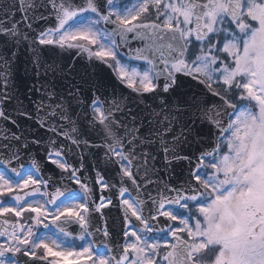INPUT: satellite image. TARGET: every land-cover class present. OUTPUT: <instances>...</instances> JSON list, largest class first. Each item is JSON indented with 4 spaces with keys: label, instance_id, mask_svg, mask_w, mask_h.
Segmentation results:
<instances>
[{
    "label": "snow or ice",
    "instance_id": "1",
    "mask_svg": "<svg viewBox=\"0 0 264 264\" xmlns=\"http://www.w3.org/2000/svg\"><path fill=\"white\" fill-rule=\"evenodd\" d=\"M50 18L53 27L30 35L36 21ZM0 45L5 67L26 45L37 75L34 45L76 50L145 105L133 111L115 85L108 97L99 83L88 97L70 93L77 119L62 102L44 103L53 92L45 90L37 104L41 129L81 152L103 147L102 162L116 170L118 182L93 165L89 184L83 164H70L55 139L44 145L39 135L0 128V198H9L0 199V217H15L0 221V264H264V0H0ZM8 75L0 72V120L19 128L5 110L13 100ZM197 86L182 103L170 102ZM197 123L211 125L215 139L193 162L177 149ZM89 133L102 143H92ZM157 144L166 165L187 160L189 172L184 185L165 184L153 195L148 173ZM33 146L44 147L43 161L31 156ZM43 163L67 177L59 184L45 178ZM111 209L120 214L121 240L112 239ZM73 225L78 233L69 231ZM65 238L83 243L75 250Z\"/></svg>",
    "mask_w": 264,
    "mask_h": 264
},
{
    "label": "water",
    "instance_id": "2",
    "mask_svg": "<svg viewBox=\"0 0 264 264\" xmlns=\"http://www.w3.org/2000/svg\"><path fill=\"white\" fill-rule=\"evenodd\" d=\"M19 14L17 13V18ZM42 22V26L39 24ZM54 26V18L47 20H38L33 24L34 31L30 32V35L36 34V31L44 30L48 27ZM133 47L139 46V42H133ZM38 47V46H34ZM50 47H41V49L46 50ZM40 49V47H39ZM3 45H0V51H3ZM17 58L16 61H14ZM10 59V64L5 67L3 61H0V72L7 71L9 78V93L13 97L11 103L5 105V110L11 113L13 116H16L17 121L20 125L19 128L12 124H6L4 121L0 120V128L9 130V135L11 132H20L23 130L26 134L31 136L39 135L43 138L44 145H47L49 139H55L58 146L64 147L65 145L71 149V151L76 155L75 167L79 168L83 164V173L82 179L85 182L92 184L96 171L93 170V165H96L104 175L105 179L110 182H118L119 176L116 174V170L113 168L105 167L102 162V157L104 155L105 149L103 147H88L83 152L76 148L75 145H72L69 140H66L63 136H56L51 132H46L44 129H41L38 124H36L37 116H43L44 113L37 112V104L41 101L43 93L45 90L48 92H53L56 95L53 99H56V102H62L65 107L68 109V113L72 115L73 119H77V113L80 112L79 106L73 101L72 95L70 93H75L77 89L80 90V95L82 97H88L91 94V89L96 84H103L106 92L105 95L111 97L112 88L115 85L117 87V97L119 98L120 93H123L126 103L133 111H138L139 108H144L145 105L139 104L138 98H135V93H131V90L119 85L118 81L115 80V77L111 74V71L107 68L94 69L89 64L86 56H77L76 50L61 51L59 48H50V50L44 55L39 51V75H37V68L33 63L34 53L26 46L21 45L16 50L15 58ZM20 59V60H19ZM16 65H19L21 74H19L15 68ZM26 78H25V77ZM184 80H188L186 77H182ZM193 84L195 82H192ZM202 86H197L195 88H183L181 91L176 93V96L170 98V102L182 103L183 100L187 99L188 96L185 94H191L199 91V88ZM46 98V97H45ZM209 101L214 100V97L210 95L207 97ZM69 102H71L69 106ZM45 104L52 103L44 100ZM159 104V101L156 104H153L151 100H148V105L151 107H156ZM209 106H211L209 104ZM149 107V110H151ZM14 109H22L28 111L33 119L29 120L25 117L17 116ZM147 113H145L146 115ZM60 124H64V121H53ZM196 131L189 138V142L182 143L178 146V153L180 155L190 156L195 162V158L199 156L201 151L209 148L215 137L213 132L210 131L211 125L207 123H197L195 126ZM63 130H67V127ZM141 131H144L141 129ZM179 128L177 127V132ZM214 131V130H213ZM92 141L94 144H101L102 140L95 133H89V136L86 137ZM83 147V146H81ZM150 150L157 156L155 161H149L151 165L154 166V171L148 173V176L151 177L155 183L148 185V188L153 190V195H155L157 189H163L164 185L167 184L174 188H179L184 185L189 172V162L187 160L173 161L171 165H166L163 159V152L159 151V145L151 146ZM45 149L41 146L39 149L36 146H33L31 156L38 160H44ZM83 156V160L80 157ZM25 163L30 162L28 156L24 157ZM43 175L45 178L52 177L53 180L59 184L61 175L65 178L67 173L60 174L57 173L52 167L47 163L42 164ZM143 173V169H141ZM140 180V177H138ZM65 183H69L66 179ZM143 183V180H140ZM76 187V185H71ZM94 188L98 186L93 185ZM131 187V185L129 184ZM110 193H105L109 195ZM108 209H105V212H108ZM99 216V214H97ZM108 226L110 232L112 233L113 240H121L122 236L117 235L120 232L121 222L120 214L117 209H111V215L107 218ZM97 227L104 226V220L97 219ZM69 231H74V233L79 232L78 226L73 225L69 228ZM102 237L99 233L96 234V239L99 240ZM3 240V238H0ZM86 264V263H82Z\"/></svg>",
    "mask_w": 264,
    "mask_h": 264
},
{
    "label": "rangeland",
    "instance_id": "3",
    "mask_svg": "<svg viewBox=\"0 0 264 264\" xmlns=\"http://www.w3.org/2000/svg\"><path fill=\"white\" fill-rule=\"evenodd\" d=\"M126 2H129L130 3V0H126ZM4 199L5 200H8L9 198L8 197H4ZM30 215L31 214H28V213H25L24 214V217H23V220H25V221H28V220H30ZM11 221H13V220H11ZM66 239V243L67 244H69V245H71V247H72V249H75V250H77L76 249V246H80L83 242L82 241H80V242H78L77 244H74V243H72L71 241H69V238H65ZM90 263V262H89Z\"/></svg>",
    "mask_w": 264,
    "mask_h": 264
},
{
    "label": "flooded vegetation",
    "instance_id": "4",
    "mask_svg": "<svg viewBox=\"0 0 264 264\" xmlns=\"http://www.w3.org/2000/svg\"><path fill=\"white\" fill-rule=\"evenodd\" d=\"M130 2H131V0H130ZM14 61H16V60H14ZM13 68H15V70L20 74V69H19L18 66H15V67H13ZM24 77H25V76H24ZM25 78H26V77H25ZM40 99H42V98H40ZM44 100L48 101L47 98H44ZM49 102L55 103V102H56V99H53L52 101H49Z\"/></svg>",
    "mask_w": 264,
    "mask_h": 264
}]
</instances>
